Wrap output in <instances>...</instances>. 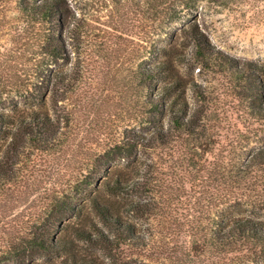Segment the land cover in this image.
Masks as SVG:
<instances>
[{
	"label": "rangeland",
	"instance_id": "rangeland-1",
	"mask_svg": "<svg viewBox=\"0 0 264 264\" xmlns=\"http://www.w3.org/2000/svg\"><path fill=\"white\" fill-rule=\"evenodd\" d=\"M68 1L74 25L62 32L67 56L44 67L50 72L61 69L75 79L73 91L50 109L60 117L61 131L68 138L61 148L41 156L24 186L0 195V264L68 261L71 253L64 251L38 252L31 261L22 259L18 240L23 231L37 225L54 196L68 194L77 206L95 191L97 170L102 180L104 171L115 169L128 178L139 171L144 177L138 179L151 183L145 194L123 197L148 201L150 212L121 211L146 245L121 244L107 250L76 240L73 253L79 260L86 264H264L260 245L220 247L210 240L216 222L220 225V220L232 216H250L264 223L261 169L245 176L235 172L249 154L264 147V118L254 115L248 102L239 98L224 72L184 65L180 66L184 78L197 83L203 93L185 90L189 111L197 118L193 135L173 132L165 146L130 156L113 150L127 131L146 129L140 108L144 90L136 86L134 72L150 63V48L167 43V36L160 31V19L150 17L148 0ZM181 1L183 15L167 31L178 33L189 19L195 20L216 47L238 59L264 62V0ZM161 4L156 10L162 9ZM22 29L13 20L0 23V88L11 93L40 83L44 75L35 77L32 41L21 44ZM180 46L185 53L192 51L191 43Z\"/></svg>",
	"mask_w": 264,
	"mask_h": 264
},
{
	"label": "trees",
	"instance_id": "trees-1",
	"mask_svg": "<svg viewBox=\"0 0 264 264\" xmlns=\"http://www.w3.org/2000/svg\"><path fill=\"white\" fill-rule=\"evenodd\" d=\"M153 1L148 0L149 15L160 19V31L168 42L151 47L150 63L134 72L136 86L144 90L140 108L146 129L127 131L125 139L115 144L113 150L130 156L138 150L165 146L173 132L193 135L197 118L189 111L185 90L190 87L196 93H203L197 83L184 78L180 71L184 65L224 72L239 98L248 102L254 115L264 118V62L238 59L216 47L195 20L189 19L178 33L167 31L183 15L179 7L183 1L161 0L156 5ZM69 3L68 0H0V23L13 20L22 24L20 42L26 46V41H32L35 77L44 74L40 83H29L30 86L18 89V93L0 88V195L24 186L41 156L61 148L68 138L61 131L60 117H54L50 109L63 95L73 91L75 79L68 78L61 69L50 72L44 67L67 56L62 32L74 25ZM160 4L162 9L156 10ZM178 36L184 41H179ZM187 42L192 46L190 54L180 46ZM236 168L240 175L258 168L264 177V147L253 151ZM97 174L98 185L83 203L74 206L71 197L64 193L52 198L47 210L37 218V225L23 231L18 240L22 259L28 257L31 261L38 252L64 251L71 253L64 264H86L73 253L76 240L107 250L121 244L130 248L146 245L135 224L123 219L121 211L141 215L150 212L148 201L123 197L145 194L151 183L138 179L144 177L139 171L132 178L119 169L104 171L102 180L98 170ZM120 198L124 199L122 203ZM210 236L215 246L247 242L264 248V223L250 216H232L227 221L220 220V225L216 222ZM31 264L40 263L31 261Z\"/></svg>",
	"mask_w": 264,
	"mask_h": 264
}]
</instances>
